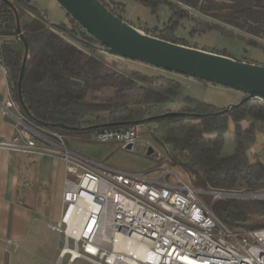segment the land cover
<instances>
[{
	"label": "trees",
	"instance_id": "trees-1",
	"mask_svg": "<svg viewBox=\"0 0 264 264\" xmlns=\"http://www.w3.org/2000/svg\"><path fill=\"white\" fill-rule=\"evenodd\" d=\"M8 1L13 8L0 0L2 59L10 90L20 106L16 84L27 44L21 102L28 115L20 108L30 123L66 139L78 136L83 141L98 130H125L133 125L149 129L153 125L151 140L164 148L167 164L192 177V187L227 192L264 190V158L250 161L248 157L255 134H264V103L246 101L227 113H218L224 107L183 95L172 73H147L122 62L128 60L113 57L107 62L97 56L101 51L98 42L79 27L73 30L71 17L70 27L56 26L31 0ZM99 1L123 19L122 0ZM135 1L154 16L160 6L167 9L162 26L143 30L153 37L196 48L175 34L186 21L192 24V34L215 31L264 52V44L255 40L264 38V0ZM211 52L241 61L224 51ZM239 94V100L244 98ZM211 209L233 232L264 227V200L217 199Z\"/></svg>",
	"mask_w": 264,
	"mask_h": 264
},
{
	"label": "built area",
	"instance_id": "built-area-1",
	"mask_svg": "<svg viewBox=\"0 0 264 264\" xmlns=\"http://www.w3.org/2000/svg\"><path fill=\"white\" fill-rule=\"evenodd\" d=\"M0 72H7L1 38ZM9 110L15 111V134L9 142L0 141V150L49 156L64 164L63 211L59 221L49 225L62 236L63 246L52 264H63L65 259L66 264L76 260L89 264H264V227L233 232L211 209L217 199L264 200V190L197 189L169 169L154 168L151 177L93 163L68 149L61 134L30 123L11 92L3 114L10 115ZM140 134L141 125H133L125 130H98L94 138L132 150ZM204 196L211 198L210 204ZM74 228L78 229L75 235ZM132 242L144 244L145 249L138 250L137 245L136 249Z\"/></svg>",
	"mask_w": 264,
	"mask_h": 264
},
{
	"label": "crops",
	"instance_id": "crops-1",
	"mask_svg": "<svg viewBox=\"0 0 264 264\" xmlns=\"http://www.w3.org/2000/svg\"><path fill=\"white\" fill-rule=\"evenodd\" d=\"M196 48L203 50L199 46ZM239 60L247 62L242 57ZM173 76L181 84L184 76ZM8 92H11L9 75L0 72V141L4 142L11 141L15 134L12 118L15 111L3 114ZM65 177L64 164L58 159L0 150V264H52L57 261L63 238L49 225L58 222L62 214Z\"/></svg>",
	"mask_w": 264,
	"mask_h": 264
},
{
	"label": "rangeland",
	"instance_id": "rangeland-1",
	"mask_svg": "<svg viewBox=\"0 0 264 264\" xmlns=\"http://www.w3.org/2000/svg\"><path fill=\"white\" fill-rule=\"evenodd\" d=\"M32 3L43 10L50 23L60 26L64 25L70 27V21L65 15L64 11L55 3L54 0H31ZM118 1V0H116ZM125 8L122 14V18L132 26L137 27L140 30H151L152 26L163 25V21L167 19L168 13L164 6H160L157 9V15L151 14L149 8L135 0H122ZM191 14L201 17L197 12L185 8ZM208 19L207 17H201ZM183 27L180 28L175 34L182 40L189 42L190 45H196L209 51L225 52L237 59H241L242 56L259 65L264 66V52L260 48H255L247 45L245 42L236 37H223L215 31L207 32L205 34H192L190 28L192 24L189 22H183ZM240 34H243L237 31ZM245 35V34H243ZM246 36V35H245ZM250 38V37H249ZM257 42L264 44V38L255 39ZM186 46V45H183ZM190 47V46H188ZM97 56L103 58L105 61L110 62L113 56L106 54L102 51L97 52ZM129 64L131 67L143 70L147 73L157 72V69L147 67L146 65L122 61ZM180 91L183 95L192 97L204 103L212 104L218 108L227 107L234 103H237L241 97L239 92L234 90L216 86L210 83L204 84L195 79H189L181 77ZM151 125L150 127H152ZM150 127L141 125V134L139 141L135 144L132 150L128 151L113 141L102 144L95 141L94 135H91L87 141L81 140L78 136H71L65 138V145L67 148L77 152V154L83 156L90 162L103 164L110 168L118 169L121 171L131 172H143L148 176L151 175V170L154 168H161L162 170L169 169L174 174L180 176L187 184H192V177L184 173L178 167H172L165 162L166 153L164 148L151 140ZM230 130L232 129V123H229ZM50 131V130H49ZM152 131V130H151ZM227 152L230 150V134H227ZM37 145L42 146L41 142L37 140ZM69 146V147H68ZM151 148V154L148 156V149ZM160 155L161 159L157 161L156 157ZM248 157L250 161L256 159L263 160L264 158V134L257 132L255 134V142L251 149L248 151ZM257 191V190H256ZM239 198V197H238ZM204 202L211 203L209 196L203 197ZM54 234V233H51ZM54 241V239H52ZM62 244V243H61ZM58 245L60 243L58 242ZM63 264H66V259ZM74 264H89L82 260H76Z\"/></svg>",
	"mask_w": 264,
	"mask_h": 264
},
{
	"label": "water",
	"instance_id": "water-1",
	"mask_svg": "<svg viewBox=\"0 0 264 264\" xmlns=\"http://www.w3.org/2000/svg\"><path fill=\"white\" fill-rule=\"evenodd\" d=\"M10 7L8 0H2ZM77 28L98 42L101 51L113 57L143 64L172 74L204 81L241 93L244 98L225 107L218 113H227L246 101L264 103V66L238 61L231 57L204 51L194 47L174 44L153 37L113 14L99 0H54ZM17 29L20 30L17 19ZM27 44L17 81V99L25 114L28 111L21 102V84ZM66 129V127H62ZM125 150L130 151L131 146ZM152 149H148L147 155Z\"/></svg>",
	"mask_w": 264,
	"mask_h": 264
},
{
	"label": "bare ground",
	"instance_id": "bare-ground-1",
	"mask_svg": "<svg viewBox=\"0 0 264 264\" xmlns=\"http://www.w3.org/2000/svg\"><path fill=\"white\" fill-rule=\"evenodd\" d=\"M191 186V185H190ZM78 230V229H77ZM77 230L74 228L72 230V233L75 235L77 233ZM136 245L139 247L138 250H141V249H145V245L144 244H139V243H134L132 242V246L136 248ZM137 249V248H136ZM143 251V250H142ZM73 254H76V252H73Z\"/></svg>",
	"mask_w": 264,
	"mask_h": 264
}]
</instances>
